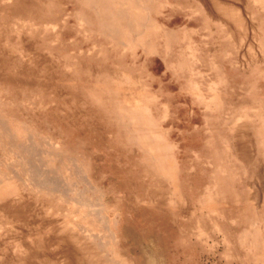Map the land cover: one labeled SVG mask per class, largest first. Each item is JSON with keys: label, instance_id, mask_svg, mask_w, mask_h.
<instances>
[{"label": "rangeland", "instance_id": "1", "mask_svg": "<svg viewBox=\"0 0 264 264\" xmlns=\"http://www.w3.org/2000/svg\"><path fill=\"white\" fill-rule=\"evenodd\" d=\"M75 1L0 0V264H264V0Z\"/></svg>", "mask_w": 264, "mask_h": 264}, {"label": "bare ground", "instance_id": "2", "mask_svg": "<svg viewBox=\"0 0 264 264\" xmlns=\"http://www.w3.org/2000/svg\"><path fill=\"white\" fill-rule=\"evenodd\" d=\"M75 4L81 13L86 12L89 23L95 27L94 30L113 43H120L123 37L131 39L134 33L137 34L138 41L141 39V42H144L146 34L154 32L153 36H156L158 32L156 23L148 21L143 14L146 8H151L152 13L156 12L155 0H76ZM146 144H151L152 148L158 144L159 147L157 139H151ZM165 154L166 152H159V162L162 163Z\"/></svg>", "mask_w": 264, "mask_h": 264}, {"label": "crops", "instance_id": "3", "mask_svg": "<svg viewBox=\"0 0 264 264\" xmlns=\"http://www.w3.org/2000/svg\"><path fill=\"white\" fill-rule=\"evenodd\" d=\"M156 1V0H155ZM155 6H156V3H155Z\"/></svg>", "mask_w": 264, "mask_h": 264}]
</instances>
